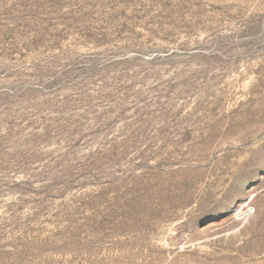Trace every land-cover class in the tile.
<instances>
[{
  "label": "rangeland",
  "instance_id": "obj_1",
  "mask_svg": "<svg viewBox=\"0 0 264 264\" xmlns=\"http://www.w3.org/2000/svg\"><path fill=\"white\" fill-rule=\"evenodd\" d=\"M0 264H264V0H0Z\"/></svg>",
  "mask_w": 264,
  "mask_h": 264
}]
</instances>
